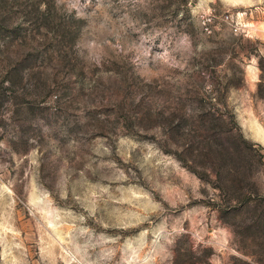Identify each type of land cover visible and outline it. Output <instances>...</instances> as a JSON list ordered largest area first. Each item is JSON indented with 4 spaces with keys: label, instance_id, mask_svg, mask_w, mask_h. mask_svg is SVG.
I'll list each match as a JSON object with an SVG mask.
<instances>
[{
    "label": "rangeland",
    "instance_id": "1",
    "mask_svg": "<svg viewBox=\"0 0 264 264\" xmlns=\"http://www.w3.org/2000/svg\"><path fill=\"white\" fill-rule=\"evenodd\" d=\"M255 128L264 0H0V264H264Z\"/></svg>",
    "mask_w": 264,
    "mask_h": 264
},
{
    "label": "trees",
    "instance_id": "2",
    "mask_svg": "<svg viewBox=\"0 0 264 264\" xmlns=\"http://www.w3.org/2000/svg\"><path fill=\"white\" fill-rule=\"evenodd\" d=\"M258 94H259V90H258ZM229 114H230V117L232 118V120H233V123L234 124H236L235 125V127H236V129H238V130H240V128H239V126L237 125V123H236V121H235V119H234V114L232 113V111H230L229 110ZM225 120V119H224ZM237 138H240V139H237ZM236 140H237V142L240 144V142L242 143V144H244L245 146H249V145H252V141H250V140H248L243 134H242V132L241 131H239V136L238 137H236ZM254 144V143H253ZM225 158V156L223 155L221 158ZM223 158V159H224ZM226 159V158H225ZM224 159V160H225ZM232 159H233V161H232V163H231V166H230V169L232 170V172L234 171V172H236L237 171V168H238V166H237V157L236 158H234L233 156H232ZM245 162L247 163L248 162V160H245Z\"/></svg>",
    "mask_w": 264,
    "mask_h": 264
},
{
    "label": "water",
    "instance_id": "3",
    "mask_svg": "<svg viewBox=\"0 0 264 264\" xmlns=\"http://www.w3.org/2000/svg\"><path fill=\"white\" fill-rule=\"evenodd\" d=\"M255 138L264 141V135L263 133L258 129L255 128V131L250 132Z\"/></svg>",
    "mask_w": 264,
    "mask_h": 264
},
{
    "label": "built area",
    "instance_id": "4",
    "mask_svg": "<svg viewBox=\"0 0 264 264\" xmlns=\"http://www.w3.org/2000/svg\"><path fill=\"white\" fill-rule=\"evenodd\" d=\"M233 29L236 30V31H238V30H239V25H237V24L234 25V26H233Z\"/></svg>",
    "mask_w": 264,
    "mask_h": 264
}]
</instances>
